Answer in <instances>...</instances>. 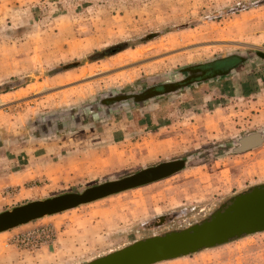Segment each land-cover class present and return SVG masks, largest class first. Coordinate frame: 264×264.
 <instances>
[{"label": "rangeland", "instance_id": "obj_1", "mask_svg": "<svg viewBox=\"0 0 264 264\" xmlns=\"http://www.w3.org/2000/svg\"><path fill=\"white\" fill-rule=\"evenodd\" d=\"M0 12V212L190 153L208 157L0 234V264L83 263L158 231L141 225L159 215L264 183V145L226 152L264 130L259 59L138 109L79 124L58 118L108 91H140L183 67L264 52V0H0ZM49 116L57 119L41 121ZM160 264H264V233Z\"/></svg>", "mask_w": 264, "mask_h": 264}, {"label": "water", "instance_id": "obj_2", "mask_svg": "<svg viewBox=\"0 0 264 264\" xmlns=\"http://www.w3.org/2000/svg\"><path fill=\"white\" fill-rule=\"evenodd\" d=\"M256 59L264 62V52L233 54L183 67L170 74L166 80L140 91L112 90L103 93L92 103L58 118L74 116L73 120L79 124L88 115L99 118L138 109L201 84L227 80ZM55 119L57 117L49 116L41 121L52 122ZM263 145L264 130H259L234 140L226 152L239 155ZM198 154L203 157L190 153L93 184L81 191L30 201L0 212V234L168 179L189 167L206 162L208 157H205V150ZM150 229L158 231L79 264H160L264 233V183L234 194L219 204L186 207L171 214L159 215L153 221L141 225L142 231Z\"/></svg>", "mask_w": 264, "mask_h": 264}, {"label": "crops", "instance_id": "obj_3", "mask_svg": "<svg viewBox=\"0 0 264 264\" xmlns=\"http://www.w3.org/2000/svg\"><path fill=\"white\" fill-rule=\"evenodd\" d=\"M1 13V12H0Z\"/></svg>", "mask_w": 264, "mask_h": 264}]
</instances>
